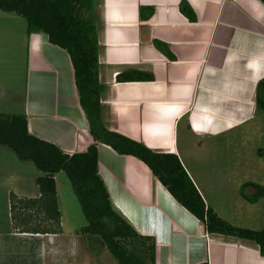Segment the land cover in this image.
Here are the masks:
<instances>
[{
	"label": "crops",
	"instance_id": "crops-1",
	"mask_svg": "<svg viewBox=\"0 0 264 264\" xmlns=\"http://www.w3.org/2000/svg\"><path fill=\"white\" fill-rule=\"evenodd\" d=\"M183 2L195 14L194 22L183 14ZM92 14L104 126L153 151L176 155L209 206L185 160L195 157L196 166L203 165L204 147L256 120V89L264 80V4L94 0ZM22 29H0L5 67L0 113L25 115L32 135L68 155L85 152L94 140L80 108L69 55L46 35L31 33L27 24ZM127 71L145 73L153 81L119 82L118 75ZM4 150L0 148V155H7ZM97 150L113 208L140 235L154 239L155 264H264L254 243L208 234L143 162L104 144H97ZM21 237L32 238L13 233V238ZM3 252L0 264H15ZM50 254L39 252L44 260L55 258ZM28 256L26 264H37ZM65 260L61 264H68Z\"/></svg>",
	"mask_w": 264,
	"mask_h": 264
},
{
	"label": "trees",
	"instance_id": "trees-1",
	"mask_svg": "<svg viewBox=\"0 0 264 264\" xmlns=\"http://www.w3.org/2000/svg\"><path fill=\"white\" fill-rule=\"evenodd\" d=\"M260 1L264 4V0ZM93 3L94 0H0V12L24 18L31 33L46 35L52 45L69 55L80 108L94 140L85 152L68 155L32 135L25 115L0 113V145L11 148L19 160L32 162L41 173L36 179L39 197L10 195L15 232L45 237L62 233L55 177L64 172L87 222L79 233L87 235L89 242L98 238L117 264H155L154 239L140 235L112 206L98 166L97 144H104L119 155L133 156L143 162L176 201L204 225L208 234L252 242L264 257V228L251 230L222 219L205 204L176 155L153 151L104 126ZM181 10L191 22L196 20L185 2L181 3ZM156 45L174 59L164 45ZM117 79L119 82L153 81L152 76L137 71L121 73ZM255 102L257 111H263L264 80L257 85ZM254 188L257 192L249 201L256 203L263 198L264 188L257 185ZM34 216H38L37 221Z\"/></svg>",
	"mask_w": 264,
	"mask_h": 264
},
{
	"label": "rangeland",
	"instance_id": "rangeland-1",
	"mask_svg": "<svg viewBox=\"0 0 264 264\" xmlns=\"http://www.w3.org/2000/svg\"><path fill=\"white\" fill-rule=\"evenodd\" d=\"M0 16L13 18L12 23L8 21L11 18H0V29L9 28L13 32H21L27 24L24 18L16 15L7 16L0 12ZM1 38L0 33V44ZM1 52L0 81L5 70ZM0 148L7 151V155H0V251H5L3 254L10 253L14 258L12 263L26 264L25 256L30 255L28 258L31 257L37 264H61L66 262L67 258L68 264H117L98 238L89 242L87 235L79 233L87 222L73 186L64 172L57 176L62 233L55 239L51 237L35 239L34 235H29L32 238H13L15 230L10 195L14 193L18 197L31 199L39 197L36 179L41 173L32 162L19 160L11 148L1 145ZM12 157L13 164L10 161ZM202 158L203 165L200 163L196 166L195 157L188 158L185 162L192 169L208 205L233 226L251 230L264 228V195L258 204L249 201L257 192L254 185L264 188V110L258 111L253 123L232 131L204 147ZM10 175H14L15 178L21 177L20 183H15V178L10 179ZM34 217L37 221L38 216ZM40 251L41 255L51 253L50 255H54L55 258L50 259V256L48 260H44L45 257L39 255ZM58 256L64 260L59 261ZM10 260L11 258L9 262Z\"/></svg>",
	"mask_w": 264,
	"mask_h": 264
}]
</instances>
